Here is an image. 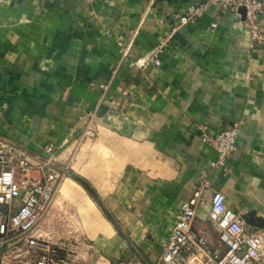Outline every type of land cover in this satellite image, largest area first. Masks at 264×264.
I'll use <instances>...</instances> for the list:
<instances>
[{
    "label": "crops",
    "instance_id": "0c3cea01",
    "mask_svg": "<svg viewBox=\"0 0 264 264\" xmlns=\"http://www.w3.org/2000/svg\"><path fill=\"white\" fill-rule=\"evenodd\" d=\"M201 1H0V140L32 159L54 145V168L66 162L94 189L112 220L65 178L68 205L40 224L48 237L81 241L92 264H156L203 182L192 228L211 244L213 191L239 217L264 220V15L254 44L240 19L215 8L178 25ZM160 44L159 66L131 65ZM232 125L235 150L225 169L213 166L203 134ZM244 225L260 232L264 261V226Z\"/></svg>",
    "mask_w": 264,
    "mask_h": 264
},
{
    "label": "built area",
    "instance_id": "2783aa9c",
    "mask_svg": "<svg viewBox=\"0 0 264 264\" xmlns=\"http://www.w3.org/2000/svg\"><path fill=\"white\" fill-rule=\"evenodd\" d=\"M239 7L245 8L241 23L247 27L251 43L260 42L264 0H202L187 8L178 25L195 23L210 8L236 17ZM161 46L131 65L159 66ZM237 128L232 125L213 134H203V141L216 153L213 166L226 168L227 157L236 147ZM86 134L92 136V128H87ZM43 151V159H32L21 148L0 140V264H92L90 251L81 241L48 237L40 229L42 220L57 202L54 197L63 177V172L54 168L53 145L44 146ZM204 187L205 182L197 185L181 205L156 264H264L260 232L247 229L238 220L239 216L225 204L220 191L212 192L208 211L217 244H211L207 231L193 230L195 213L206 200ZM117 264L141 263L122 260Z\"/></svg>",
    "mask_w": 264,
    "mask_h": 264
},
{
    "label": "water",
    "instance_id": "95a60500",
    "mask_svg": "<svg viewBox=\"0 0 264 264\" xmlns=\"http://www.w3.org/2000/svg\"><path fill=\"white\" fill-rule=\"evenodd\" d=\"M245 15V8L239 7L236 18L240 19V21L244 18ZM68 175L73 178L75 181H77L80 185L83 186V188L88 192V194L95 200V202L100 206L101 210L104 212V214L111 219V216L109 212L106 210V208L102 205L100 200L98 199L97 194L95 193L94 189L88 184L86 180H84L82 177L77 175L76 173L69 171ZM112 220V219H111ZM239 221L243 222L246 225L252 226L254 228H262L264 226V220L261 219L258 216H255L253 210H248L244 214H242L239 218Z\"/></svg>",
    "mask_w": 264,
    "mask_h": 264
},
{
    "label": "rangeland",
    "instance_id": "374dc122",
    "mask_svg": "<svg viewBox=\"0 0 264 264\" xmlns=\"http://www.w3.org/2000/svg\"><path fill=\"white\" fill-rule=\"evenodd\" d=\"M1 1V0H0ZM202 2V1H201ZM201 2H199V3H201ZM198 3V4H199ZM195 5H197V4H195ZM191 6H194V5H191ZM101 85V84H100ZM102 89H105V87L107 86L106 84L104 85V84H102ZM53 147H54V145H53ZM54 149L56 150V148L54 147ZM65 164H66V162L63 164V167L61 168V170H59V171H62L63 172V177H62V179L64 180L65 178L66 179H68V180H73L74 181V186H76L77 188H79L78 190H83L84 188H83V186L82 185H80L77 181H75L73 178H71L69 175H68V171H70V169H68V167H66L65 166ZM63 180H61V182H59V186H58V191L55 193V197H54V200H59L62 204V206H66V205H68L67 203H68V199H66L65 197H64V195H62L61 194V191H60V186H61V183L63 182ZM84 191L87 193V191L84 189ZM55 206L53 205L52 206V208H54ZM51 208V209H52ZM72 211H74V209L72 208ZM73 213V212H72ZM74 216V215H73ZM73 220V219H72ZM55 237H57V235H55Z\"/></svg>",
    "mask_w": 264,
    "mask_h": 264
},
{
    "label": "bare ground",
    "instance_id": "6f19581e",
    "mask_svg": "<svg viewBox=\"0 0 264 264\" xmlns=\"http://www.w3.org/2000/svg\"><path fill=\"white\" fill-rule=\"evenodd\" d=\"M57 203H59V200H57V202L55 203V205H56Z\"/></svg>",
    "mask_w": 264,
    "mask_h": 264
}]
</instances>
